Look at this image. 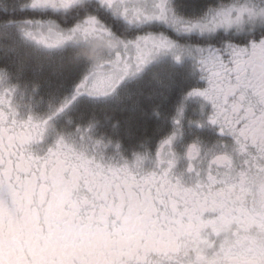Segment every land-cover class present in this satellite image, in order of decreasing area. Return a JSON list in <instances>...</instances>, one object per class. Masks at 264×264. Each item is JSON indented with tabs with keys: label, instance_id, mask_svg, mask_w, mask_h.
I'll return each mask as SVG.
<instances>
[{
	"label": "snow or ice",
	"instance_id": "obj_1",
	"mask_svg": "<svg viewBox=\"0 0 264 264\" xmlns=\"http://www.w3.org/2000/svg\"><path fill=\"white\" fill-rule=\"evenodd\" d=\"M0 264H264V0H0Z\"/></svg>",
	"mask_w": 264,
	"mask_h": 264
}]
</instances>
